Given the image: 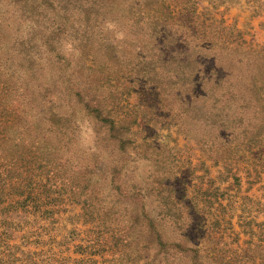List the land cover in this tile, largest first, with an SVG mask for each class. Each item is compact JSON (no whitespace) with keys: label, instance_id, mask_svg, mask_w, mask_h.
<instances>
[{"label":"rangeland","instance_id":"rangeland-1","mask_svg":"<svg viewBox=\"0 0 264 264\" xmlns=\"http://www.w3.org/2000/svg\"><path fill=\"white\" fill-rule=\"evenodd\" d=\"M0 264H264V0H0Z\"/></svg>","mask_w":264,"mask_h":264},{"label":"clouds","instance_id":"clouds-1","mask_svg":"<svg viewBox=\"0 0 264 264\" xmlns=\"http://www.w3.org/2000/svg\"><path fill=\"white\" fill-rule=\"evenodd\" d=\"M103 31L105 34L110 35L112 38L120 41L127 39V32L122 28L121 24L115 20H105L103 24ZM63 54L69 58L78 57L79 49L76 46V43L69 39L62 43Z\"/></svg>","mask_w":264,"mask_h":264},{"label":"trees","instance_id":"trees-1","mask_svg":"<svg viewBox=\"0 0 264 264\" xmlns=\"http://www.w3.org/2000/svg\"><path fill=\"white\" fill-rule=\"evenodd\" d=\"M235 86H237V85H235ZM6 87H8V86H6ZM8 129H5V131H7ZM75 167L76 168H78L80 171H82V172H84V171H86V169H87V164H84V163H82V162H77L76 163V165H75ZM123 213L125 212V213H127V209L125 208V207H122L121 209H120ZM124 230H127V229H124ZM119 236V238H121V240L123 239V235H118ZM124 242V244H126L125 242H129V241H123Z\"/></svg>","mask_w":264,"mask_h":264}]
</instances>
